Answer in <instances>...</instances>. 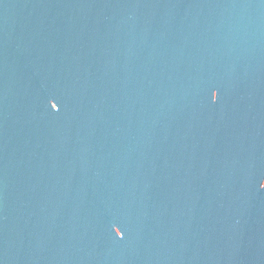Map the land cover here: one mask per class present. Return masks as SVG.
<instances>
[{
	"label": "water",
	"instance_id": "1",
	"mask_svg": "<svg viewBox=\"0 0 264 264\" xmlns=\"http://www.w3.org/2000/svg\"><path fill=\"white\" fill-rule=\"evenodd\" d=\"M0 264H264V0H0Z\"/></svg>",
	"mask_w": 264,
	"mask_h": 264
}]
</instances>
